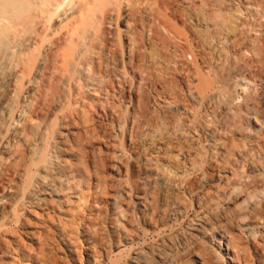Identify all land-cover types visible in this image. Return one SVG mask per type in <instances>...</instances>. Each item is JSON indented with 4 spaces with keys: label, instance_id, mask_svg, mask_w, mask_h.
<instances>
[{
    "label": "bare ground",
    "instance_id": "6f19581e",
    "mask_svg": "<svg viewBox=\"0 0 264 264\" xmlns=\"http://www.w3.org/2000/svg\"><path fill=\"white\" fill-rule=\"evenodd\" d=\"M78 96L89 108H74ZM248 114L261 129L247 131ZM55 122L69 140L61 127L52 131ZM51 152L65 181L61 188L54 180V194L69 200L56 208L47 199L53 204L43 209L56 210V223L46 218L73 261L212 264L201 239L218 228L210 236L228 263L246 264L253 252L245 257L227 224L253 219L264 228V0H0V203L8 201L0 220L15 207L19 214L17 202ZM188 197L195 212L183 220ZM5 223L0 231L9 234ZM42 230L37 240L51 231ZM53 235L42 242L53 244ZM1 238L0 254H13V241ZM48 256L37 263L61 258Z\"/></svg>",
    "mask_w": 264,
    "mask_h": 264
},
{
    "label": "rangeland",
    "instance_id": "374dc122",
    "mask_svg": "<svg viewBox=\"0 0 264 264\" xmlns=\"http://www.w3.org/2000/svg\"><path fill=\"white\" fill-rule=\"evenodd\" d=\"M187 56H190V55H187ZM188 58H190V57H188ZM79 96H80V95H79ZM79 96H78L79 100H78V98H77V100H76V102L78 101V103H77V104H75L76 102L74 103V104L76 105V106H74V108H75V109L78 108V109L81 111V109L84 108V107H83L84 102H82V98H83V97L80 98ZM83 100H84V98H83ZM85 101H86L85 103L87 104V105L84 104L85 106L90 105V104H89L90 102H89L88 100H85ZM117 101H119V100L117 99ZM117 101H116V107H115L116 110H117V108H118V107H117V104H119V102L122 103V104H119V105H118L120 108H121V107L123 106V104H124L122 101H119V102H117ZM79 102H80V103H79ZM81 103H82V104H81ZM74 104H73V105H74ZM80 104L82 105L81 107H83V108H81V109H80ZM120 105H121V106H120ZM124 105H125V104H124ZM72 107H73V106H72ZM123 107H124V106H123ZM123 107H122V108H123ZM86 108H87V107H86ZM88 108H89V106H88ZM88 108H87V109H88ZM90 108H91V110H92V107H91V106H90ZM120 108H119L118 110H120ZM122 108H121V110H123L122 113H121V110L119 111V114H120V115H121V114L124 115V114H125L124 111L126 112V110H124V108L126 109V106H125L123 109H122ZM83 110H84V109H83ZM118 110H117V112H118ZM86 111H89V114H90L93 110H92V111H90V110H86ZM82 112H83V111H82ZM82 112H81V114H82ZM93 113H94V112H92L91 115L94 116L95 113H94V114H93ZM123 113H124V114H123ZM122 115H121V116H122ZM248 115H249V114H248ZM248 115H247V116H248ZM253 115H254V114H250L249 116H252V117H249V116H248V119H247V117H246V120H248V121H246V123H248V127H249V129L247 128V131H248V130H249V131H252L254 128H255L256 130H257V129H261V128H260V125H261L262 123H260V122H261L260 120H257V119H260V118H259L258 116H257V117L254 116V117H253ZM249 118H250V119H249ZM256 118H257V119H256ZM258 121H260V122H258ZM249 122H252V123H250L251 125H249ZM53 123H54V120H53ZM55 123H56V122H55ZM56 124H57V123H56ZM254 124H255V125H254ZM57 125H58L59 128H56ZM57 125H56V126H55V125L52 126V127H55V129H52V131L56 132L55 130L57 129L58 131H57L56 133H59V131L62 129V132H63L62 135L65 136L64 134H66V132H65L66 130L63 129L62 126H59V124H57ZM253 125H254V126H253ZM251 126H252V127H251ZM258 126H259V127H258ZM262 126H263V124H262ZM60 127H61V129H60ZM253 127H254V128H253ZM256 127H257V128H256ZM59 129H60V130H59ZM255 129H254V130H255ZM64 130H65V131H64ZM54 132H53V133H54ZM64 132H65V133H64ZM53 133H52V134H53ZM113 134H114V136H116V138L114 137L113 140H114V139L117 140V137H118V139H121V138H119L120 135L117 136V135H118V131L112 133V136H113ZM115 134H116V135H115ZM54 135H55V133L53 134L52 137H54ZM55 136H56V135H55ZM67 137L69 138V136L66 134L65 138H67ZM68 138H67V139H68ZM69 139H70V138H69ZM69 139H68V140H69ZM112 142H113V141H112ZM114 143H115V140H114ZM117 143H121V140H119L118 142H116V144H117ZM51 153H52L51 156H47V157H46V158H47V161L44 160V162H45L46 164H45L44 162H41L40 164H42V165L39 164V168L36 169V171H37V170H39V169L41 168V170H39L40 172H39V171H37V172L34 171V172H33V174L35 173V175H32V177H31L32 179H31V180H33V181L36 180V181L39 182V185H38V183H36V181H34L33 183L37 184V185L34 186L33 183L31 184L32 181H30V184H29L30 188H29V186H28L29 189H27V190L31 192V185L34 186V187L32 186V187H33L32 189L35 191V192H33V197H32V193H30V192H29V194H28L29 197L24 195V196L22 197V198L24 199V201L22 200V202H21V203H24V202H25V203H24L25 205H24L23 207H22L23 204L21 205V203H20V205H19V202L21 201L20 199H19L20 201L17 202V203H18V206H21V207H19V211H20L19 214H16V216L18 215L17 220L15 219L16 216L14 217V215H15V214H14V213H15V210H18L17 207H15V210L13 211L14 213L12 212V210L10 211V209H9V211L7 212V215L9 214V212H10V214H12V213L14 214V215L12 214V216L9 214V215L11 216V218H10L9 216L6 217V218H8V217L10 218L11 223H9V222H10L9 219H3V220H4V223H5V221L8 222V223H5V224H9V225H6V229H5V232H8V231H9V234H7V233H4V234H3V232H4V228L1 227L2 230H1V229H0V230L3 231V232L0 231V232L2 233V235H1V233H0V238H1V236H3V238H5V237L7 236V238H8V243L10 242V243L12 244L11 240H12V241H13V240L15 241V239H13V237L16 238V239H19L18 236H20V237L22 236V237H21V238H22V239H21L22 242L20 241L21 244H20V242L17 244V243H15V242L13 241V243L15 244V246H16V244L19 246V247L17 246L18 248H16V247L14 246V244H12V245H13L12 247H14L15 250L18 249L17 252L15 251V253H14V251L12 252L13 249H12V247H10L11 244H8V243H7L8 245H10V246H9V247L11 248V251H10V252L13 253V254H9L8 252H6V251H9V250H10L9 247H8V249H6V250L3 249V251H5L6 253L0 254V264H15V263H16V264H21L22 262L26 263V262H25V258H27V255H28V258L26 259V260H27V263H26V264H29L30 261L32 262V264H35V263L38 264V263H37V262H38V260H37L38 258H37V257L40 256V258H41V256L46 257V256L49 255V253H48V255H45V253L47 254V252H48V248H46V246L43 245V244H45V243H46V244L48 243V244H47V247L49 246V243H50L49 249L52 247V248H51V251H49V252H51L50 255H53V256H50V255H49L50 258H53V257H55V258H56V257L60 258V257H61V258L63 259V262H61V261H62L61 258H60L61 261H60V259H59V261H60V263H63V264H66V262H68L69 264H75V262H76V260L73 261L74 258H73V259L70 258V256H68V253L65 251V250H66V249H65V245L62 243V241H61L62 239H61V238H58V237H59V232H57V230L54 228V226H53L54 223L50 222V221H52V220H51V219H50V220H47V218H46V215H48V214L51 215V216H49L50 218L53 217L52 214L57 215V213H55L56 210L53 211L52 208H51L52 206H50V207H49V206H46V207H49L50 209L46 212V213H48V212H49V213L45 215V211H46V210L43 209V208L45 207V204H46L45 202H46L47 199H49L50 201H51V200H52V201H53V200H55V201L58 200L59 202H58V201H57V202L54 201V202L56 203V205H57V206L55 205L56 208L58 207V204H57V203H60L59 205H62V204H63V203H61V202L64 200V198H66L67 200H69V194L66 193V192H62V190L60 189V187L62 188L63 186H65V185H63V184L65 183V181H62V180H61V179H63V178H62L61 172H60L59 169L57 168V162H58V160H57V158L53 155V152H51ZM254 154H255V153H254ZM254 154H253V155H254ZM49 155H50V154H49ZM256 156H257V155L255 154V155L252 156V157H256ZM51 158H52V159H51ZM53 159H54V160H53ZM55 159H56V160H55ZM261 161H262V163H263V165H264V160L262 159ZM242 162H244V163H243V165H242V163H241V165L243 166V167L241 166V168H244V170H245V169H246L245 161H242ZM55 163H56V164H55ZM54 164H55V165H54ZM47 165H48V166H47ZM40 166H41V167H40ZM43 166H44V167H43ZM44 168H45V170H44ZM241 168H240V169H241ZM57 170H58V171H57ZM46 171H47V172H46ZM48 172H49V173H48ZM44 174H45V175H44ZM33 176H34V177H33ZM40 176H41V177H40ZM43 176L47 177V178H46L47 180H44L45 177H43ZM58 176H59V177H58ZM42 177H43V178H42ZM52 179H53V180H52ZM55 179H56V180H55ZM57 179L59 180V181H58V182H59L58 184L61 185V186L58 188V192L66 193V196H65V194H64V197L62 196V197H63L62 199H61V195H62V194L59 193L60 196L58 195V193H57V194H54V193H56V192H54V191H55L54 188H55V186L57 185V184H56L57 182H55V181H57ZM54 180H55V181H54ZM60 180H61V181H60ZM63 180H64V179H63ZM53 181H54V182H53ZM41 182H42V183H41ZM52 182H53V183H52ZM40 183H41L42 185H41ZM54 183H55V184H54ZM60 183H61V184H60ZM51 184H52L53 186H52ZM54 185H55V186H54ZM59 185H58V186H59ZM62 185H63V186H62ZM36 186H37V187H36ZM49 187H50V188H49ZM41 188H42V189H41ZM37 189H38V190H37ZM53 189H54V190H53ZM51 190H52V191H51ZM60 190H61V191H60ZM28 191H27V192H28ZM56 191H57V187H56ZM63 191H64V190H63ZM50 192H51V193H50ZM7 193H8V195H6V196H7L8 198L11 196L10 198H12L13 194H12L11 192H7ZM9 193H10L11 195H9ZM262 193H264V192L262 191ZM25 194L27 195L26 191H25ZM30 194H31V195H30ZM48 194H49V195H48ZM34 195H35V196H34ZM30 196H31V198H34V197H35V198H34L35 200L32 199V200L34 201V203H33V201L31 200L32 202H31L30 204H32V206H31L30 204H28V205L30 206V209H29V208H28L29 206L26 205L27 202H26L25 200L28 199V198L31 199ZM7 197H6V198H7ZM59 197H60V198H59ZM70 197H71V195H70ZM10 198H9V199H10ZM22 198H21V199H22ZM36 198H37L38 201H40V202H39L40 204H38V203L35 202V201H37ZM71 198L74 199L73 197H71ZM71 198H70V200H72ZM39 199H41V200H39ZM43 199H44V201H43ZM251 199H253V197H250V200H249V198H243V200H245V201L240 200V203H241V204L238 203V204H239L238 206H239L241 209H240V208L238 209V206H237V209H238L239 211H244V209H245V211H247L248 208H249V205H247V204H248V203H251ZM49 200H47V201L49 202V205H52L53 202H52V204H50L51 202H50ZM60 200H61V202H60ZM188 200H189V201H188ZM188 200H187L188 202H187V206H186V209H185V212H184L185 214H183V216H182L183 218H181V219H183V220L185 219V217H188V215H191V214H193V213L195 212V208H194V204H193L192 200H191L189 197H188ZM4 201L8 202L5 198L3 199V202H4ZM16 201H17V200H16ZM42 201H43V202H42ZM242 201H243V203L246 202V204L244 203L245 205H243ZM248 201H249V202H248ZM3 202H1L0 204L2 205ZM63 202H64V201H63ZM35 203H36V204H35ZM44 203H45V204H44ZM43 204H44V205H43ZM189 204H190V205H189ZM191 204H192V205H191ZM1 205H0V208H1L3 205H5V207L8 206L7 203H5V202L3 203L2 206H1ZM6 205H7V206H6ZM33 205H34L35 207H34ZM46 205H48V203H47ZM240 205H241V206H240ZM13 206H17L16 203H15V205H13ZM25 206H26L27 208H26ZM191 206H192V207H191ZM188 207H189V210H188ZM16 208H17V209H16ZM21 208H22V209H21ZM32 208H33L34 211H35V212H34L35 215H37L36 213H39V214L42 213V211H44V212H43L44 214L42 213V214H40V215L35 216V217H38V218L35 219V217L33 216V214H34L33 211H29V210H33ZM131 208H132V207H131ZM131 208H130V209H131ZM28 209H29V210H28ZM190 209H191V210H190ZM246 209H247V210H246ZM51 210H52V211H51ZM131 210H132L131 212L134 213V209L132 208ZM186 210H187V213H186ZM193 210H194V212H192ZM188 211H190V214H188V213H189ZM16 212H17V211H16ZM51 212H53V213H51ZM191 212H192V213H191ZM31 213H32V214H31ZM41 215H43V217L46 218L45 220H47L46 222L48 223V224H47L48 226L46 225V222H45V220H44L43 222H44L45 224L42 223V224H39V225L42 226V225L44 224V225H46L47 227H44V225H43L42 228H41V226H39V227L37 228V227H36V226L38 225L37 223H39V222L41 223V222H42V221H38V219L41 220V218H42ZM55 215H54V216H55ZM185 215H186V216H185ZM13 217H14V218H13ZM23 217H24V218H23ZM39 217H41V218H39ZM55 217H56V216H55ZM12 218L15 219V220H12ZM28 218H30V219H28ZM44 218H42V220H43ZM53 218H54V217H53ZM53 218H52V219H53ZM56 218H57V217H56ZM20 219H21V220H20ZM3 220H0V221H3ZM26 220H28V221H26ZM30 220H31V221H30ZM56 220H57V219L54 218L55 223H56ZM183 220H182V221H183ZM243 220H244V219H241V221H238V222L236 223V224H238V225H236L235 222H234L233 224H232V223H228L227 226H229V227H230V226H231V227L234 226L233 229H234L237 233H239L240 236L242 237V239H241L240 241H241V243H242V246L244 245L243 247H245V248H244V250H245V251H244V252H245L244 254H245V255L247 254L245 257L250 256V255H251L250 253H252V252L254 253V254L252 253V256H253V257L251 256L254 260H252L251 257H249V258L247 257V259H246V264H250V263H251V264H261V263L264 264V263H263V261H264V258H263V257H264V252H262V251H264V250H263V249H264V247H263V246H264V242H263V241H264V238L261 237V240H259L260 237H258V236H260V235L263 234L262 231L264 232V228L262 227L263 225L261 226L262 223H257L256 220L254 221L253 219H251L250 221L248 220V222H247L246 220H244V221H243ZM252 220L254 221V223H252ZM16 221H18V222H16ZM35 221H37V223H36ZM242 221H243V222H242ZM25 222H26V223H25ZM34 222H35V223H34ZM255 222H256V223H255ZM262 222L264 223V220H263ZM21 223H23V224H21ZM27 223H28V224H27ZM31 223H33V224H31ZM1 224H3V223H1ZM24 224H25V225H24ZM35 224H37V225L35 226ZM50 224H51V228H52V229L50 228ZM229 224H232V225H229ZM234 224H235V225H234ZM21 225H22V226H21ZM245 225H246V226H245ZM252 225H253V226H252ZM255 225H257V226L254 227ZM258 225H260V226L258 227ZM1 226H2V225H1ZM3 226H5V225H3ZM236 226H237V227L239 226L238 228H240V229H239V230H238V229L236 230ZM247 226H249V228H247ZM250 226L253 227V229L250 228ZM35 227H36V228H35ZM257 227H258V230H259V234H260V235L257 234V233H258V232H257L258 230L255 231V230L257 229ZM47 228H48V229H47ZM215 228H216V227H215ZM243 228H244V229L247 228V229H245L246 231H244ZM262 228H263V229H262ZM15 229H16V231H15ZM39 229H40L41 231H43L42 229H46L44 232H47V230H51L50 233H49V231H48L47 238H45V237H43V239H39V238H38V240H39L40 243L42 242V240L49 239V238L54 234L53 237L55 236L56 238L54 237L53 242L56 240V241H55V242H56V245L54 244L55 242L53 243L54 245L51 243L52 239H51V241H50V240H46V241H49V242L43 241V242H45V243L42 242V244L40 245V244L37 242V241H38V240H37V236L42 234V232L39 231ZM249 229H250V230L252 229L251 233H250V230H249ZM260 229H261V230H260ZM6 230H8V231H6ZM12 230H13V231H12ZM52 230H53V231H52ZM211 230H212V229H211ZM211 230H207V231L204 233V235L202 236V239H201V238H200V239H201V241H203L204 243L206 242L205 245H206V244H209L208 248L206 247L207 245L204 246V247H206V250H207L208 252L210 251V252H209V255H210L211 257L213 256V257L211 258V259H213V260H211V261H214V262H212V264H215V261H216V260H219V259H220V260L218 261L219 264H229L228 261H227L228 259H226V257H225V256H227V254H226L223 250H221V248L217 247L216 243L214 244L215 240L212 241V239H215V237H216V235H217L216 232L218 231V228H216V230H214V228H213V231H214V232L211 231ZM242 230H243L246 234H245ZM10 231H12V232H13L12 234H14V235H12V234L10 235ZM38 231H39V233L36 234ZM215 231H216V232H215ZM238 231H239V232H238ZM247 231H248V232H247ZM253 231H254V232H253ZM15 232H16V233L19 232V233L16 234ZM25 232H26V233H25ZM44 232H43V233H44ZM208 232H211V233L208 234ZM212 232H213V233H212ZM240 232H243V233H244V234H242L243 236L241 235ZM252 232H253V233H252ZM256 232H257V233H256ZM260 232H261V233H260ZM34 233H35L36 235H35ZM55 233H56V234H55ZM214 233H215L216 235H214V236L211 235V236H210V234H214ZM254 233H255V236H254ZM15 234H16V235H15ZM207 234H208L209 236H208ZM247 234H251L252 236H251V235L249 236V235H247ZM8 235H9V236H8ZM26 235H27V236H26ZM34 235H35L36 238L34 237ZM244 235H245V238H243ZM263 235H264V234H263ZM263 235H262V236H263ZM11 236H12V237H11ZM15 236H16V237H15ZM42 236H46V234H45V235L42 234L41 237H40V236H39V237L42 238ZM205 236H206V238H207V240H208L209 242L204 238ZM208 237H210V238H208ZM211 237H212V239H211ZM252 237H253V239H254L255 237L258 238V239H254V240H256V241H254V240L252 239ZM3 238H1V240H2ZM7 238H6V240H7ZM44 238H45V239H44ZM148 238H152V237L149 236ZM246 238H247L248 240H246ZM249 238H251V239L249 240ZM244 239H245L246 241H244ZM3 240H4V239H3ZM6 240H5V242H6ZM9 240H10V241H9ZM40 240H41V241H40ZM148 240L150 241V239H148ZM204 240H205V241H204ZM242 240H243V241H242ZM252 240H253V243H251ZM17 241H19V240H17ZM23 241H24L25 243H24ZM210 241H211V242H210ZM247 241H248V242L250 241V243H249L250 245L248 244ZM257 241H258V242L260 241L259 244H261L260 246H261L263 249H262L261 247H259V244H258ZM36 242H37V243H36ZM58 242H59V243H58ZM203 242H201V243L204 245ZM246 242H247V243H246ZM255 242H256L258 245H257ZM22 243H24L25 245L27 244L28 247L30 246V249L32 248V249H34V250H36V251H34V250H30L29 248L23 246ZM244 243H245V244H244ZM38 244L40 245V247H39L40 249H42V248H43V249H46V251L44 250V252H42L44 255H40L41 251H40V252H37V250H38L37 248H38V246H39ZM51 244H52L53 246H52ZM210 244H211V245H210ZM247 244H248V245H247ZM251 244H253V245H251ZM254 244H256L257 247H256ZM262 244H263V245H262ZM20 245H21V247H20ZM42 245H43V246H42ZM178 245L180 246V244H178ZM22 246H23V247H22ZM54 246H55V247H54ZM62 246H63V247H62ZM247 246L250 247V248L253 246V247H252L253 249L251 248V249H250L251 251L249 250V252H248V249H249V248H248ZM24 247H25V248H24ZM36 247H37V248H36ZM41 247H42V248H41ZM209 247H210V249H209ZM19 248H21V250H20L21 252H22V249L24 248L25 251H23V254H24L25 252H26V254H27V251L29 250V251H28L29 254H27V255L25 254L24 256L21 255V254L19 253ZM26 248H27V250H26ZM35 248H36V249H35ZM56 248H57V249H56ZM58 248H59L60 250H59ZM211 248H212V250H211ZM40 249H39V250H40ZM43 249H42V250H43ZM61 249H62V250H61ZM255 249H256V250H255ZM259 249H260V250H259ZM261 249H262V250H261ZM0 250H1V249H0ZM39 250H38V251H39ZM57 250H58V251H57ZM258 250L261 251V252H259ZM3 251H2V252H3ZM30 251H32V252H30ZM211 251H213V255H212ZM33 252H34V253L36 252V254H39V256L37 255V257H36V255L33 254ZM214 252H215V253H214ZM0 253H1V252H0ZM53 253H54V254H53ZM55 253H57L56 256H55ZM223 253H224V254H223ZM257 253H258V254H257ZM262 253H263V254H262ZM15 254H16V255H15ZM31 254H32L33 257H36V259H35V258L33 259V257L31 256ZM214 254H215V256H214ZM248 254H249V255H248ZM261 254H262V255H261ZM12 255H13V257H14V260H13ZM18 255H19V256H22V257L18 258V259L20 260V262H21L22 259L24 260V261L22 260L21 263H20V262L18 263L19 260H17V258H16V256H18ZM29 255H30V258L32 257L31 259L29 258ZM216 255H218L217 257H219V259H218V258H215V259H214V257H216ZM254 255H255V256H254ZM19 256H18V257H19ZM25 256H26V257H25ZM49 256H48V257H49ZM67 256H68V257H67ZM11 257H12V258H11ZM23 257H24V258H23ZM124 257L126 258V255H123V257H121V260H125ZM40 258H39V260H40ZM58 258H57V259H58ZM122 258H123V259H122ZM257 258H258V259H257ZM15 259H16V261H15ZM28 259H29V262H28ZM53 259H54V258H53ZM57 259H56V262L58 261ZM69 259H70V260H69ZM222 259H224V261H223ZM225 259H226V260H225ZM250 259H251V260H250ZM262 259H263V260H262ZM35 260H37V261H35ZM153 260H155L156 263L153 262L152 264H154V263H155V264H160V263H161V264H170V263H171V262H168V261H167V262H168V263H167L166 261H164V259H160V258H158V257L154 258ZM157 260H158L159 263L157 262ZM162 260H163V262H161ZM14 261H15V262H14ZM59 261H58V264H60ZM81 261L83 262V260H81ZM220 261H222V262L220 263ZM248 261H249V262L251 261V262L249 263ZM218 262L216 261L217 264H218ZM223 262H224V263H223ZM68 263H67V264H68ZM76 263L79 264L78 262H76Z\"/></svg>",
    "mask_w": 264,
    "mask_h": 264
}]
</instances>
